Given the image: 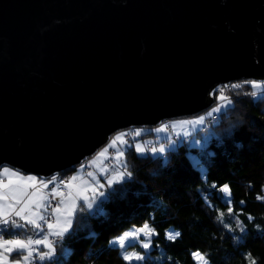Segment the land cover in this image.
I'll return each instance as SVG.
<instances>
[{
	"label": "water",
	"instance_id": "1",
	"mask_svg": "<svg viewBox=\"0 0 264 264\" xmlns=\"http://www.w3.org/2000/svg\"><path fill=\"white\" fill-rule=\"evenodd\" d=\"M244 81L264 82V0H0V165L60 175Z\"/></svg>",
	"mask_w": 264,
	"mask_h": 264
},
{
	"label": "trees",
	"instance_id": "2",
	"mask_svg": "<svg viewBox=\"0 0 264 264\" xmlns=\"http://www.w3.org/2000/svg\"><path fill=\"white\" fill-rule=\"evenodd\" d=\"M239 83L242 87L233 88V83L225 91L232 103L208 119L204 131L211 136L201 146L190 137L161 155L126 149L132 177L108 186L92 209L79 203L82 208L55 244L54 256L40 260L34 255L31 264H129L113 241L145 223L158 234L152 237L158 247L151 248L145 261L132 264H199L194 252L209 264H251L253 259L264 264V200L257 199L264 197V92L253 96L250 84ZM151 129L155 133L139 132L136 141L157 136ZM193 136L200 139L199 133ZM74 170L60 175L67 178ZM225 184L231 189V206L219 190ZM169 229L181 236L168 240ZM15 231L31 238L36 232L30 225ZM4 238L26 237L0 225Z\"/></svg>",
	"mask_w": 264,
	"mask_h": 264
},
{
	"label": "snow or ice",
	"instance_id": "3",
	"mask_svg": "<svg viewBox=\"0 0 264 264\" xmlns=\"http://www.w3.org/2000/svg\"><path fill=\"white\" fill-rule=\"evenodd\" d=\"M244 84H250L253 89H260L264 87V82L257 81H244ZM224 87H219L216 91L220 92L219 99L227 101L228 104H231L232 101L223 94ZM233 88L242 87L241 83H236L231 85ZM214 93H210L213 95ZM253 96L257 95L255 92L252 93ZM219 109H216L218 111ZM199 123L203 122V117L198 121ZM139 133H137L138 135ZM122 135L117 136L115 140L112 141L110 146H114L117 140H122ZM136 151L143 153L145 149L140 146H136ZM152 152H156L157 149H151ZM159 151L163 153L164 148H160ZM107 148L99 153V156L106 157ZM124 155L123 152H120L116 157L117 161L119 158ZM83 167V165L81 166ZM124 172H117L116 176L108 180V185L111 187L113 184L123 183L125 177L129 179L132 177V173L127 171V165L124 164ZM0 176L7 177V182L5 183L3 179H0V225L10 226L12 233L19 237L25 236L26 238H14L4 240L3 243H0V248L3 249V252L12 253L15 251L17 255L13 257L15 264H31L33 254L36 253L40 260L51 259L55 253V244L56 241H50L49 236H55L62 239L66 233L72 228L73 218L78 208H82L78 204L79 200H83L84 204L88 209L93 208V203L96 200L95 193L97 189L95 187H86L81 189L79 185L75 182L81 180V177L78 175H73L69 180L58 179V174L53 175L47 180L44 178H37L34 175H21L20 170L10 169L7 165H0ZM88 176H93V173L89 172ZM95 178V177H93ZM83 182V181H82ZM86 183V182H83ZM53 187L47 193H43L44 189H48L49 185ZM61 186L68 189L67 194L61 190ZM103 187V185H100ZM217 186L214 184L213 188ZM32 189V191H29ZM75 189V192H73ZM222 193L226 194L227 204L230 206L232 203L231 199V189L229 185L225 184L219 189ZM92 191L94 195L89 197L86 193ZM105 193L99 192V196H104ZM49 196L53 199L60 197L55 207H52ZM257 199L264 200V197L258 196ZM47 201V203H45ZM243 203V201H241ZM33 208L36 211H33ZM51 208V215L55 216V223L50 222L47 216L44 213H48V209ZM43 209V213L39 210ZM231 212V208H229ZM238 215V214H234ZM19 218V219H16ZM249 220H253V217H248ZM22 221V222H21ZM243 222L241 221L238 226L240 231L245 232V228L241 226ZM31 226L33 229L38 230L35 234L40 235L42 239H32L31 236H27L23 230L27 226ZM45 225L47 226L48 232L45 233ZM228 227V225H225ZM259 227V226H257ZM143 235L146 239H141ZM158 235L154 228H150L148 223H145L140 228H133L128 232H125L122 236L117 238L116 244L122 250V259L124 261L132 264V261H145L146 253L140 252H129L128 248L136 246L133 242L139 241V247L147 250L151 247H158V245H153L152 237ZM181 236L179 231H169L167 232V239L170 241H175L178 237ZM128 241V243H126ZM111 243V242H110ZM35 245H44L48 249L47 252H40L38 248L34 247ZM200 264H209V261L205 259L203 255L199 252L192 254ZM250 255V254H249ZM22 256V259H21ZM0 264H8V257L0 252ZM251 264H256V261L251 260Z\"/></svg>",
	"mask_w": 264,
	"mask_h": 264
},
{
	"label": "rangeland",
	"instance_id": "4",
	"mask_svg": "<svg viewBox=\"0 0 264 264\" xmlns=\"http://www.w3.org/2000/svg\"><path fill=\"white\" fill-rule=\"evenodd\" d=\"M253 92H255L256 94H260V93L264 92V87H262L260 89H253ZM223 94L226 96L225 88H224ZM219 96H220V92H218V94L216 95L215 104L210 109L206 110L205 112H203L199 115H196L193 117H185V118H178V119L163 121L161 125L156 127L157 136H155L154 138L146 139L144 142L136 141L135 137L137 136V133H139V132L147 131L148 129H150L151 132H153V133H155V132L151 128H131V129H126V130H121V131L116 132L115 134H113V136L110 138V140L107 144H109L112 140H115L116 137L120 136L121 134L130 137L131 141H130V139L128 141H126L124 139V141L117 140L115 143L116 144L115 145L116 151L118 152V154L120 152L124 153V155L122 157H120L121 159L119 158V161L122 160V165L125 164V150L130 148V147H133L135 149V151H136V146H140V147H143L145 149V151L143 153H139L136 151L137 154H146L147 152H149L152 155H161L167 149H172V148L176 147L179 144L181 139L190 138V137H193V143H192L193 145L201 146V144L204 143L205 141H207L211 136L210 131H204L205 125H208V119L214 117L216 114H218L219 112H221L223 109H225L226 107H228L230 105L227 103V101L220 100ZM216 109H219V110L216 111ZM201 117H203V122L199 123L198 121L200 120ZM194 133L200 134L199 140H196V138L193 136ZM123 135H122V137H123ZM133 140H135V141H133ZM149 147H150V149H149ZM153 148L157 149V151L155 153L151 151V149H153ZM160 148H164L165 151L163 153H161L159 151ZM109 155L110 156L108 157V159L106 161V167L108 169L116 168V166L118 165L115 163V161H117L116 157H114L112 153ZM83 163H81V165ZM87 170L91 171V169H89V168H87L85 171H87ZM20 174L24 175V176L31 175V174H23V173H20ZM72 174H73V172L71 173V175ZM67 178L66 177L64 178L63 176L58 175V179L66 180ZM61 188H64V187L61 186ZM223 195H224V197H226V194L223 193ZM51 199H53V198L49 197V200H51ZM56 202H58V201L56 200ZM129 230H131V229H129ZM129 230H127L125 232H128ZM37 231L38 230H36V232ZM169 231L174 232L175 230L169 229L167 232H169ZM45 233H47V231H45ZM122 235H120V236H122ZM52 237H55V236H52ZM42 238H43L42 236L36 235V234L34 235V237H32V239H42ZM8 239H14V238L0 239V243H3L4 240H8ZM20 239H23V238H20ZM48 239H49V237H48ZM58 239H59L58 240V242H59L61 239L60 238H58ZM141 239H146V238L143 235H141ZM116 240H117V238L113 242L116 243ZM126 243H128V241H126ZM133 243L136 246L128 248V251L133 252V253H136V252L146 253V258H148L150 250L152 247L150 249L144 250L138 246L139 241H134ZM35 246L40 247L41 245H35ZM0 252H2L5 256L8 257V264H15V262L13 260V257H15V256H13V254L16 253L15 251H13L12 253H6V252H3L2 248H0ZM121 253H122V250H121ZM34 255H35V257L39 258L36 253L33 254V258H34ZM21 259H22V256H21ZM140 262L141 261H132V263H140ZM197 262L200 264L199 261H197Z\"/></svg>",
	"mask_w": 264,
	"mask_h": 264
},
{
	"label": "crops",
	"instance_id": "5",
	"mask_svg": "<svg viewBox=\"0 0 264 264\" xmlns=\"http://www.w3.org/2000/svg\"><path fill=\"white\" fill-rule=\"evenodd\" d=\"M124 139L126 141H128L130 139V137L126 136V135H123L122 141H124ZM112 141L109 144H107L106 146L102 147L90 159L85 161L82 164L83 167H81L82 165H79L78 167H76L75 170L73 171V174L70 175L66 180H69L73 175H78V176L81 177V180H77L75 183L77 185H79V187L81 189L86 188V187H95L97 189V192L95 193L96 196H99V192L105 193L106 188L109 186L108 185V180L110 178L116 176L117 172H124L125 171V169H124V167L122 165V160L121 161H115V163L119 165V166L117 165L116 168L108 169L106 167V161H107L108 157L110 156L109 154L112 153L114 157H117V155H118V152L116 151V146H115L116 144L114 146H110L112 144ZM119 141H121V140H119ZM105 148H107L106 157L105 156H99V153L101 151H103ZM87 168L91 169V173H93V176H88L87 171H85ZM93 177H95V178H93ZM0 179H3L5 183L7 182V177L0 176ZM45 180H47V179H45ZM82 181L86 182V183H83ZM100 185H103V187H100ZM52 187H53V185L50 184L48 189H44L43 190V193L49 192V190ZM29 191H32V189H29ZM66 192H68V189H66ZM73 192H75V189H73ZM86 194L89 197H92L94 195V193L92 191H88ZM49 197H51V196H49ZM55 199L57 201H59L61 198L60 197H56ZM0 203H2V202H0ZM45 203H47V201H45ZM79 203H84V201L83 200H79L78 204ZM33 211H36V209L33 208ZM39 211L41 213H43V209H40ZM49 212L51 213L52 210L51 211L48 210V213ZM48 213H44V214L47 215ZM52 216H53V221L52 222L55 223V216L54 215H52ZM16 219H19V218H16ZM39 251L40 252H47L48 249L46 247H44V245H41Z\"/></svg>",
	"mask_w": 264,
	"mask_h": 264
},
{
	"label": "built area",
	"instance_id": "6",
	"mask_svg": "<svg viewBox=\"0 0 264 264\" xmlns=\"http://www.w3.org/2000/svg\"><path fill=\"white\" fill-rule=\"evenodd\" d=\"M229 86H230V85H228L227 87H225V91H227V90L230 89ZM149 148H150V147H149ZM89 172H91V171H90V170H87V173H89ZM61 190L64 191L65 194L67 193L66 190H65L64 188H61ZM50 201H51V205H52V207H55V206H56V203H57L56 200H55V199H51ZM48 210L51 211L52 209L49 208ZM46 216H47V218L49 219L50 222L53 221V216L51 215L50 212H49ZM45 231H48L46 225H45ZM49 240H50V241H56V242L58 243V240H59V239H58L57 237L49 236ZM35 247L38 248L37 246H35ZM38 249H39V248H38ZM35 258H37V257H35Z\"/></svg>",
	"mask_w": 264,
	"mask_h": 264
}]
</instances>
